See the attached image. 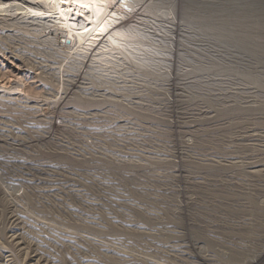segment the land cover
Listing matches in <instances>:
<instances>
[{
	"label": "rangeland",
	"instance_id": "1",
	"mask_svg": "<svg viewBox=\"0 0 264 264\" xmlns=\"http://www.w3.org/2000/svg\"><path fill=\"white\" fill-rule=\"evenodd\" d=\"M28 2L36 1L14 4ZM115 4L134 40L115 50L137 54L156 82L141 95L158 103L166 86V122L140 118L154 133L141 129L150 138L139 164L118 170L119 199L107 189L101 204L23 203L8 199L0 180V264H264V0ZM3 15L0 131L16 117L4 104L54 92L58 75L73 74L63 64L78 46Z\"/></svg>",
	"mask_w": 264,
	"mask_h": 264
},
{
	"label": "built area",
	"instance_id": "2",
	"mask_svg": "<svg viewBox=\"0 0 264 264\" xmlns=\"http://www.w3.org/2000/svg\"><path fill=\"white\" fill-rule=\"evenodd\" d=\"M93 48L69 54L63 70L75 62V71L69 78L58 75V83L64 80L61 92L56 84L46 96L4 104L7 114L16 115H7L0 131V180L8 199L36 205L101 204L107 189L115 195L121 183L110 167L121 170L126 167L121 161L141 155L140 142L150 138L141 129L154 133L152 122L142 127L140 118L166 122V93L158 103L141 95L156 82L130 60ZM92 95L104 99L67 103L70 97Z\"/></svg>",
	"mask_w": 264,
	"mask_h": 264
},
{
	"label": "bare ground",
	"instance_id": "3",
	"mask_svg": "<svg viewBox=\"0 0 264 264\" xmlns=\"http://www.w3.org/2000/svg\"><path fill=\"white\" fill-rule=\"evenodd\" d=\"M10 1L11 3H9ZM21 1L25 2V0H21ZM34 1L36 2L35 3L28 2L29 4L27 5L28 7H22L23 5L21 6L19 5L18 7V5L14 4L15 2H17V0H4V3L3 2L0 3V5L4 7V8L2 7L0 11L4 12L3 16L4 18L8 19L7 20L8 22L25 27L34 35L40 33L42 30L43 31L48 30L46 37L45 36L44 37L49 41L55 42V40H58L59 35L65 33L66 40L64 41V43L67 42V39H70L72 40V43L78 45L75 49L74 48L72 49V51L74 50V52H72L70 55L85 54L88 52L91 46H93L94 47L93 49L95 50L94 52H101L103 54L116 53L120 55L119 56L120 58L124 57L125 59L130 60L131 63L137 67V70L141 71V69L139 68L140 65L138 63L139 56L137 54L133 52L121 53L115 50L116 49L115 47H119V48L122 47V49L124 48L126 49V51H128L127 50L128 47L131 48L134 46L132 45L134 40L130 41L128 39L130 38L129 37L130 35H128L129 32L125 34L126 30L123 29L122 26H120L121 24L119 22L120 19L119 16H121L122 14L119 13L120 10L118 11L117 9V4H115L116 0H34ZM42 4L43 5L46 4L47 11L44 10L43 8L44 6ZM14 7H18L17 9L24 10L25 11V13L23 12L24 15H21L22 13L17 14L13 10ZM253 8L254 7L252 6L251 10ZM26 10H35L36 12L33 13V12H28ZM123 17L124 16H122L121 18ZM255 42H257V39H255L253 31H251V34H249L247 39V43H246L247 47H249L250 50H254L256 47ZM119 48H117V50H119ZM55 52L60 53L61 55L64 54L61 47L55 49ZM71 70L72 72L75 71V62H73L71 65H69V67L65 69V71L67 72ZM145 73H146V77H149L148 74L150 72H145ZM53 74H54L53 72L48 74V78H50V80L52 79V82L55 79ZM63 81L64 80H62V83L61 82L58 83L59 84L58 92H61L59 88L64 85ZM22 86L23 85H19V87ZM23 87L18 89L17 92L21 93L23 91L22 90ZM162 91L164 94L165 89L162 88ZM100 96L102 95H98V96L92 95V96L76 97V98L70 97L67 99V103L77 104L81 102L86 103L87 101L90 102L101 101L104 98H101ZM145 97H147V99H150L148 96ZM165 97L163 95V98ZM139 146L141 148V144ZM141 153H145V152L139 151V154ZM135 156L136 157H133L127 162L121 161L122 163H124L123 166L130 168H133V166L137 167V165L139 164V159H141L142 156L141 155H135ZM123 168L125 167H122V169ZM114 169L115 168L110 167L112 174H117V176L119 174V181H120L121 174L119 173L118 169L115 170ZM115 188H116V194L114 195V197H117V199H119L121 198L122 194L118 191V187Z\"/></svg>",
	"mask_w": 264,
	"mask_h": 264
}]
</instances>
